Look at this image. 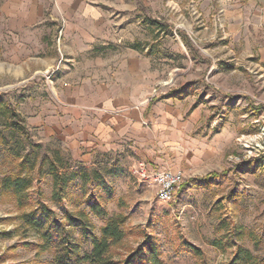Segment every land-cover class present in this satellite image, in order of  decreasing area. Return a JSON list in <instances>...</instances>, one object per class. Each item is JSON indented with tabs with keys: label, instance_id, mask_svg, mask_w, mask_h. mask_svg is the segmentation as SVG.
<instances>
[{
	"label": "rangeland",
	"instance_id": "rangeland-1",
	"mask_svg": "<svg viewBox=\"0 0 264 264\" xmlns=\"http://www.w3.org/2000/svg\"><path fill=\"white\" fill-rule=\"evenodd\" d=\"M124 94L144 112L128 135L90 151L68 135ZM0 102L25 117L44 163L32 205L58 221L88 207L76 181L53 194L50 167L58 177L82 168L121 199L110 215L157 241L164 264H226L240 247L264 257V0H0ZM0 132L6 146L22 140L1 117ZM140 163L183 175L170 200ZM21 212L0 195V264H54ZM90 223L99 234L103 222Z\"/></svg>",
	"mask_w": 264,
	"mask_h": 264
},
{
	"label": "trees",
	"instance_id": "trees-1",
	"mask_svg": "<svg viewBox=\"0 0 264 264\" xmlns=\"http://www.w3.org/2000/svg\"><path fill=\"white\" fill-rule=\"evenodd\" d=\"M180 34L183 42L191 48L189 39ZM0 117L4 120L5 129L22 138L14 141L12 146H6L5 137L0 132V145L4 152L0 163V168L4 166L0 177V195L10 197L22 209L21 221L35 229L40 239L38 248L50 252L54 264H164L157 241L153 237L145 234L140 227L128 226V217L122 212L109 214L106 204L115 198L99 175L92 177L85 169L80 168L71 174L58 177L54 166H51L50 173L54 178L53 194L63 192L66 185L75 178L81 179L83 187L88 183H95L96 191L92 189L86 192L82 189L83 197L77 199V205H87L88 211L83 208L74 213L66 212L64 221H58L54 212L42 202L33 206L30 190L33 188L34 179L42 172L44 163L38 162L36 158L34 151L37 145L31 142L25 117L4 102H0ZM23 142H28L30 152H26L21 146ZM212 176L218 174L213 173ZM120 200L119 198L115 201L119 203ZM90 215L103 222L99 234L93 233ZM129 238H134L137 244L130 245ZM84 242H90L91 249L80 254V247ZM187 248L198 255L197 249L189 246ZM226 264H264V257L254 256L240 247L237 255Z\"/></svg>",
	"mask_w": 264,
	"mask_h": 264
},
{
	"label": "crops",
	"instance_id": "crops-1",
	"mask_svg": "<svg viewBox=\"0 0 264 264\" xmlns=\"http://www.w3.org/2000/svg\"><path fill=\"white\" fill-rule=\"evenodd\" d=\"M130 100L126 94L121 98L114 96L103 98L97 104L95 112H88L84 116L86 117L82 121L84 126H80L78 130L71 129L68 135L81 144L85 151H90L93 148H108L114 143L113 139L128 135L129 131L138 126L137 124L143 119L144 112L129 106ZM50 178L53 187L54 178L52 175ZM73 181H76L81 197V190L85 189L87 185L83 187L80 178H75ZM93 189L96 191L95 183H93Z\"/></svg>",
	"mask_w": 264,
	"mask_h": 264
},
{
	"label": "built area",
	"instance_id": "built-area-1",
	"mask_svg": "<svg viewBox=\"0 0 264 264\" xmlns=\"http://www.w3.org/2000/svg\"><path fill=\"white\" fill-rule=\"evenodd\" d=\"M138 172L144 179L153 182L157 199L160 201L170 200L183 182V175L179 171L158 170L147 173L143 163H140Z\"/></svg>",
	"mask_w": 264,
	"mask_h": 264
}]
</instances>
